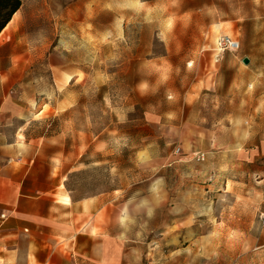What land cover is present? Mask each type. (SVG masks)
<instances>
[{"label":"rangeland","instance_id":"obj_1","mask_svg":"<svg viewBox=\"0 0 264 264\" xmlns=\"http://www.w3.org/2000/svg\"><path fill=\"white\" fill-rule=\"evenodd\" d=\"M71 1V36L48 37L61 67L37 68L33 84L32 134L48 125L66 189L107 201L117 191L152 264H264V100L209 115L217 102L196 84L190 51L208 21L175 0Z\"/></svg>","mask_w":264,"mask_h":264},{"label":"crops","instance_id":"obj_2","mask_svg":"<svg viewBox=\"0 0 264 264\" xmlns=\"http://www.w3.org/2000/svg\"><path fill=\"white\" fill-rule=\"evenodd\" d=\"M154 1L159 0H138ZM175 1L183 16L208 21V39L190 51L199 71L196 84L217 102L209 115L226 120L237 114L232 109H240L239 103L264 100V0ZM72 8L71 0H21L0 31V214L6 215L0 264H152L148 243L129 233L132 220H122L124 207L113 203L118 192H111L110 201L103 193L75 198L66 189L70 168L59 164V151L45 136L48 125L42 135L32 134L42 113L35 109L33 84L40 77L35 70L61 67L50 59L57 48L49 51L48 37L58 29L71 36ZM217 34L235 40L238 49L217 53ZM222 127L210 132L225 131ZM163 196L167 200L168 192Z\"/></svg>","mask_w":264,"mask_h":264},{"label":"built area","instance_id":"obj_3","mask_svg":"<svg viewBox=\"0 0 264 264\" xmlns=\"http://www.w3.org/2000/svg\"><path fill=\"white\" fill-rule=\"evenodd\" d=\"M238 49V43L226 35H219L215 39V51L217 53H223L225 51L233 52ZM197 160L203 159V154L197 155ZM6 218L5 214H0V224Z\"/></svg>","mask_w":264,"mask_h":264},{"label":"trees","instance_id":"obj_4","mask_svg":"<svg viewBox=\"0 0 264 264\" xmlns=\"http://www.w3.org/2000/svg\"><path fill=\"white\" fill-rule=\"evenodd\" d=\"M21 0H0V31L19 8Z\"/></svg>","mask_w":264,"mask_h":264}]
</instances>
